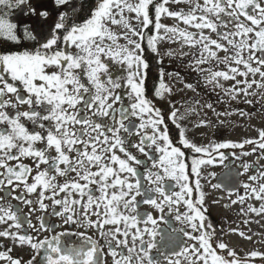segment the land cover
Segmentation results:
<instances>
[{
    "label": "snow or ice",
    "instance_id": "1",
    "mask_svg": "<svg viewBox=\"0 0 264 264\" xmlns=\"http://www.w3.org/2000/svg\"><path fill=\"white\" fill-rule=\"evenodd\" d=\"M170 3L187 8L173 10ZM162 17L177 23L167 26ZM161 41L194 49L189 66L231 100H264V0H92L86 13L76 0H54L51 10L32 0H0V201L11 197L30 213H43L37 227L17 206L0 203V225H6L0 238L12 243L0 251V262L106 264V255L111 264H264V253L240 256L220 239L208 222L201 185L203 168L222 164L226 150L239 158L253 145L260 150L256 163L264 159V128L243 142L189 140L184 116L154 103L171 93L166 74L151 95L146 88L152 67L146 53L158 56ZM113 64L126 74L113 76ZM185 149L200 155L189 164ZM241 167L228 173L227 195H236L231 205L239 203L242 215L264 216V166L248 182L238 177L252 165ZM253 199L259 206L245 209ZM142 205L159 215L142 212ZM172 219L185 227H172ZM40 232L50 235L40 239ZM17 248L29 250V258L11 255Z\"/></svg>",
    "mask_w": 264,
    "mask_h": 264
},
{
    "label": "rangeland",
    "instance_id": "2",
    "mask_svg": "<svg viewBox=\"0 0 264 264\" xmlns=\"http://www.w3.org/2000/svg\"><path fill=\"white\" fill-rule=\"evenodd\" d=\"M161 22L167 26H173L177 23L175 19L166 18H162ZM132 23L135 25L134 20ZM180 27L184 26L181 24ZM120 42L124 43V41ZM163 47H166V45ZM168 47L169 50L167 51H171L173 55H163L166 57H161L160 59L163 65L162 69H165L164 73L166 74L164 76V80L171 88V93L165 94V99L168 101L170 100L169 103L171 102L172 104V106L170 105L171 110H178V115L184 116V119H182L180 123L186 130L188 139L197 145L206 146L212 142H243L245 139L257 138L258 130L264 126V116L261 114H259L257 117L253 116L252 113L254 104L244 103V98L242 96L237 100H231L229 97L223 94L222 89H214L211 85H206L204 77L198 72L193 71V68L189 66L192 63V53L195 51L194 49L189 47L182 48L179 43H168ZM183 53H187V55H183ZM219 55L223 56L224 53H220ZM111 67L113 68V71L116 75L121 74L124 71V68L119 64H113ZM202 67H207V65ZM222 67L223 66H221V68ZM149 73L152 72L150 71ZM168 73H171L172 75L168 76ZM222 83H224L225 87H228L232 84L231 81ZM185 84H191L195 90L193 91L186 88ZM248 99L254 102L255 100H259L260 97H248ZM207 104H212L215 111L206 107ZM256 107V112L259 113L260 106L257 104ZM188 109H192V111L189 112L187 111ZM225 112H232L233 115H217V113ZM240 112L248 113L250 115L241 116L239 114ZM200 121H205L206 126L198 127L197 125L200 123ZM252 126L254 131L251 130ZM246 146V150L248 151L249 145ZM226 151L228 152V155L222 164L217 162L212 166H205L203 168L202 175L206 178L201 180V185L206 196H208L214 202V204L210 203L209 207L211 211L219 213V220L224 224L222 225V228L226 229L227 226H230L231 230L227 231L230 234H236L237 231H232L233 229H236L233 225V218H235L234 214L237 213L241 205H231V200L236 199V196L232 195L230 198L226 199L229 202V206L225 209L223 207L224 202L221 198L217 197L222 194V192L217 188H213L212 185L216 184V178L222 171H225V169L230 167L229 165L231 162L232 166H235L237 169L241 168L242 172L243 169L241 165L243 163L250 164L253 153L249 150V155H240L239 158H236L231 154V150ZM235 151L236 153H240L239 150ZM242 151L243 150H241V152ZM185 152L188 155L189 164L191 163V158L194 155H200L191 153L188 150H185ZM256 154H258V156L260 155L259 149H257ZM260 163L264 165V159H260ZM210 173L211 175H209ZM251 174L253 173L250 169L248 173L242 175V180L246 182L248 178L247 176ZM210 199L208 200L211 201ZM251 203L255 207L259 206V202L253 199L247 201V203L244 205L245 209L247 208V204ZM221 212L224 213L223 216H221ZM244 216L245 215L241 214L239 217L244 218ZM251 221L253 222L250 223V232L259 228L255 219H251ZM227 231L225 232L227 233Z\"/></svg>",
    "mask_w": 264,
    "mask_h": 264
},
{
    "label": "flooded vegetation",
    "instance_id": "3",
    "mask_svg": "<svg viewBox=\"0 0 264 264\" xmlns=\"http://www.w3.org/2000/svg\"><path fill=\"white\" fill-rule=\"evenodd\" d=\"M33 3H43L45 5H48L50 10L52 8H54V0H32ZM76 3L79 5V4H83L84 6V9H85V12L87 10V8L91 5L92 3V0H76ZM169 7L170 9H173V10H179L180 8H187V5L185 4H175V3H170L169 4ZM19 16V12L18 10H12V15H11V18L13 20H15L17 17ZM55 18V17H53ZM162 18H166V19H173V18H168V17H162ZM213 38H215V36L213 35ZM168 41H161L159 44H158V48H159V55L157 56L156 54H153V53H146V55H148V59L151 60L152 62V67L150 69V71L152 73H154V75H156V78L157 80L159 81V75L161 72L164 73V68L162 69V62H161V57H166V56H163V55H167L168 51L169 50V47H168ZM146 44H147V41L145 39L144 41V46L146 47ZM164 45H166V47H163ZM223 52H221L222 54ZM162 55V56H161ZM113 66V65H112ZM162 69V70H161ZM111 71H112V74L113 76H116V74L114 73L113 71V68L111 67ZM149 71V72H150ZM121 74H126L124 71L121 73ZM117 75H120V74H117ZM148 92L150 89H147ZM151 95V94H150ZM170 101V100H169ZM168 100L164 99V100H159V99H156L154 98V103L156 104L157 107H166V109H171L170 105L172 106L171 102L169 103ZM253 116L257 117L259 114L263 115L264 116V100L262 99H259V100H255L253 102ZM257 104L260 106V112H256L257 110ZM261 104V105H260ZM262 110V111H261ZM256 119V118H255ZM133 122L134 123H138V121H135V119L133 118ZM169 124H171V121L169 120ZM30 126V125H29ZM264 128V126H263ZM252 131L253 130V126H252ZM134 140H138L139 138L138 137H133ZM247 146H245L246 148ZM253 148L254 146L253 145H249V148H248V152L249 150L253 153V157L251 159V162H250V165H252V168H251V172L253 174H255V169L257 166H264L260 163V160L258 161V164L256 163L257 160H258V154L257 153V149L255 151H253ZM187 150V149H185ZM241 152L240 149H237ZM133 151L135 152V149H133ZM53 155H55V153H53ZM137 155H139V153H137ZM140 159H145L143 156H140ZM262 160V159H261ZM11 163H15V162H11ZM24 163L25 164H28L30 166H33L32 165V162L30 160H24ZM230 164V163H229ZM232 164V162H231ZM229 165L230 167L225 169V171H222L219 176L216 178V181L215 183H220L222 186L221 188H219V190L222 192V194H220L219 196H217L218 198H221L222 201L224 202L223 203V207L226 209L228 208V206L226 205H229V202L226 200L228 197L227 195V190H226V186H228L229 184V178H228V173L229 171H234V172H241V168L240 169H237L235 166H232V165ZM45 166L44 165H41V168H44ZM34 174V173H33ZM54 174V173H53ZM251 174V175H253ZM249 176V175H248ZM247 176V177H248ZM242 176H239L238 177V180L240 182H245L244 180H242L241 178ZM57 179L62 183L63 182V178L61 177H57ZM246 182H248V178L246 180ZM165 183H169L168 181H165ZM149 185L147 184V182H145V187H148ZM212 188V187H211ZM244 193V189L241 187L239 188V194H243ZM3 193H0V196H2ZM233 196H236V195H233ZM216 197V198H217ZM31 199H33L34 201V204H35V195H33L32 197H29ZM139 199V198H138ZM208 199H210L208 196H206V199H205V206L207 207L208 211H207V216L209 218L208 222L213 224L214 225V228H215V232L217 234H219V237L220 239L226 243L230 248H234L237 253L240 255V256H245L248 252L252 251V250H256V251H260L262 253H264V216H256L255 214H248V215H245L244 218L242 217H239L241 214H240V208L238 209L237 213L234 214V217L233 218V225L235 226V228L237 229V233L236 234H233V233H229L228 231H230V226L226 227V229L222 228V225L223 222H221L219 219V213H215L213 211L210 210V203L211 204H214L213 200L209 201ZM6 202H10L11 204L17 206L19 209H21V215L24 216V215H27L30 217V219L32 220V223L37 225L38 227V224L39 222L37 221L36 217L37 216H40V215H43V213L39 212V211H36V212H32L30 213L29 212V208L26 207L25 205H23L22 203H19L18 201H15V200H11V197H8V201H0V203H6ZM45 203H48L50 205V201H45ZM239 204V203H238ZM252 204V203H251ZM240 205V204H239ZM51 211V207L49 208V212ZM141 211H150L153 213L154 216H158L159 213H156L153 209H151L150 206L148 205H142L141 206ZM165 211H167V209H165ZM181 211H183V208H181ZM175 215V213H173V216ZM224 213L221 212V216H223ZM238 216V217H237ZM171 219V218H170ZM251 219H255V221L257 222V225L259 226L258 229L250 232L249 231V227L251 226ZM248 221V223H245V221ZM50 222L52 224H62V220L61 218H58V217H50ZM244 223V224H243ZM171 224H172V227H175L177 229H180V228H183L185 227L184 225L180 224L179 222L175 221L174 219L171 220ZM242 224V225H241ZM6 227V225H0V229ZM25 229H27V225L25 224ZM68 226H63V228H57V231H62L64 230V228H67ZM73 230H76L75 229V226H71ZM159 227L161 229H164L167 227L166 224L164 223H161L159 225ZM83 229H81L82 231ZM169 231H171V229L169 228L168 229ZM228 230V231H227ZM13 231H15V229H13ZM227 231V233L225 232ZM28 232L30 235H33L34 237L37 236V233L36 232H33L31 229H28ZM239 232H244L246 236H252V240H247L243 237H241L239 235ZM50 235L49 233L47 232H40L39 233V238L40 239H43L45 236H48ZM88 235L92 236L93 239H97L99 240V237L94 235V233L89 230L88 232ZM180 237L181 239H184L182 233L180 234ZM101 244H103V241L101 240L100 241ZM188 243H192V242H188ZM5 245H7L8 247H12V243L11 241H8V240H5L3 238H0V251H6L5 249ZM105 253L107 252V249L104 250ZM21 254L24 256V259L27 260L30 256V252L29 250L25 249L23 252H20V249H15L11 255H13L14 257L17 256V254ZM104 259L106 260V264H111V257L109 256H106L104 257ZM0 264H4V262H0Z\"/></svg>",
    "mask_w": 264,
    "mask_h": 264
},
{
    "label": "trees",
    "instance_id": "4",
    "mask_svg": "<svg viewBox=\"0 0 264 264\" xmlns=\"http://www.w3.org/2000/svg\"><path fill=\"white\" fill-rule=\"evenodd\" d=\"M149 61L151 62L150 59H149ZM158 83H159V81L157 80L156 75H154V73H149L147 80H146V88L150 89L149 94L152 93V89L154 86H158Z\"/></svg>",
    "mask_w": 264,
    "mask_h": 264
},
{
    "label": "bare ground",
    "instance_id": "5",
    "mask_svg": "<svg viewBox=\"0 0 264 264\" xmlns=\"http://www.w3.org/2000/svg\"><path fill=\"white\" fill-rule=\"evenodd\" d=\"M255 116H256V115H255ZM255 116H254V117H255Z\"/></svg>",
    "mask_w": 264,
    "mask_h": 264
}]
</instances>
